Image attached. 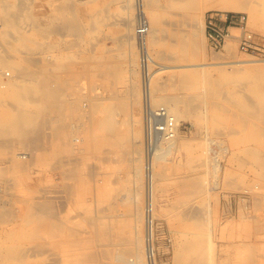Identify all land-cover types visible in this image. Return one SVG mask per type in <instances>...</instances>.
I'll use <instances>...</instances> for the list:
<instances>
[{"label":"rangeland","instance_id":"rangeland-1","mask_svg":"<svg viewBox=\"0 0 264 264\" xmlns=\"http://www.w3.org/2000/svg\"><path fill=\"white\" fill-rule=\"evenodd\" d=\"M253 1L257 2L260 12L257 25L251 22L248 12H236L247 13L249 28L264 37V0ZM135 2L0 0V33H8L0 38V264H93L88 254L91 256L96 251L107 255L105 251L108 250L118 254V248L127 249L133 245L135 235H139L141 245L145 244L144 216L147 212L140 55L136 39L131 40L133 43L127 41L130 30L124 26L131 18L134 38ZM155 2L161 25L155 43H149L150 53L157 64L152 86L154 103L162 105L164 94L181 98L178 105L183 117L180 119V134L186 141L192 142V146L183 148L180 154L172 150L164 162L166 168L160 175H163L162 178L158 176L153 218L155 264H192L199 261L202 264H264V169L256 165L255 158L243 152L235 155V152L238 153L235 128L241 127L236 122L235 113L242 112L235 107V100L240 99L238 95L241 93H250L238 87L243 80L235 78V73L222 75L220 71L223 68L229 70L230 65V69L235 68V63L227 61L253 59L258 62L261 57L241 53L234 41H228L222 52H213L208 46L204 29L205 15L210 10L202 15L192 7H172L167 0ZM66 4H72L73 8L71 5L70 10ZM19 14L21 16L18 17ZM64 22L66 27L72 23V29L78 28L66 29ZM49 23L57 27L53 33L46 34ZM53 27L52 30L55 29ZM16 31L30 35L31 39L16 44ZM192 39L196 41L191 44ZM47 44L54 49L49 50ZM133 45L137 52L134 63L129 60ZM229 45L234 48L232 55L226 50ZM14 56L17 65L27 67L25 69L29 72L45 67L50 56L65 62L68 74L62 76L65 80L69 78L67 81L73 85L66 89L69 93L65 92L70 101H77L73 104L78 107L68 114L70 122L65 126L73 146H66L62 150L59 143L54 142L60 135H57L58 129L53 127L56 125L49 123L45 110L35 111L36 105L42 104L41 96H31L30 100L31 94L27 93L22 97L20 88H27L24 85L27 81L22 80L17 89L3 88V83L8 80L3 73L11 71L12 75L15 74L11 68ZM223 56L227 57L224 59L226 63L219 59ZM29 57H32V61ZM37 62L42 65L36 68ZM66 62L71 65H66ZM159 67L166 68L160 70ZM248 73L264 81V64L255 63ZM209 81L214 86H210ZM131 82L136 84L140 100L135 112L141 122L131 123L129 127L132 131L136 129L138 141L142 142L137 148L138 154L131 153L128 144L123 141L122 144L112 142L110 145L111 141H103L94 123L100 121L103 114L80 108L86 103L90 105V97L98 92L107 98L113 94L119 95L124 104L126 89ZM157 83L165 87L162 92ZM42 114L45 117H41ZM118 119L120 134L124 136L128 132V124L123 122L131 120V117L121 112ZM254 120V126H262L256 119L252 122ZM92 122L95 126L91 125ZM252 128L253 125L250 131ZM5 129L10 133H5ZM263 136L255 144L263 141ZM261 152L264 155V149ZM22 154H29V163L19 158ZM62 158L74 162L72 166H64V169L71 167L74 171V179H66V183L72 184L73 188L67 194L63 188ZM135 158L140 160L134 161ZM238 158L247 163L240 166ZM19 159L25 163L22 165L24 170L17 165L18 162L22 163ZM138 169L141 175H137ZM159 169L157 165V172ZM191 175L200 179L203 184L201 189L192 190V186L188 185L186 179ZM33 201H49L54 207L51 216L41 213L39 218L29 219L26 210ZM138 210L139 219L136 221L134 215ZM50 223H54L56 229L53 227L51 231V227H48ZM70 230L74 233L71 234ZM104 232L107 234L104 235ZM105 257L100 258L101 264L108 263L109 258Z\"/></svg>","mask_w":264,"mask_h":264},{"label":"bare ground","instance_id":"bare-ground-1","mask_svg":"<svg viewBox=\"0 0 264 264\" xmlns=\"http://www.w3.org/2000/svg\"><path fill=\"white\" fill-rule=\"evenodd\" d=\"M29 1V0H28ZM158 1V0H157ZM68 2V1H67ZM128 2V1H127ZM22 3V2H21ZM171 4V6H183V7H192L195 8L196 10H198L202 15L205 13L206 10H220V11H225V12H236V11H246L249 13L250 15V19L251 22H253L254 25H257L260 21V12L258 10L257 7V2L253 1V0H167V4ZM33 4V2H32ZM157 3L155 2V0H136L135 2V8L136 9V26L135 29H137V20H138V13L139 10H141L142 12H144L145 16L147 17L148 21H149V31L145 36V41L147 43V46L149 48V43L153 44L156 41L157 38V33L159 31L158 28H160L159 26L161 25V18L159 16V13H157L156 10V5ZM72 4H66V6L70 7ZM133 5V4H132ZM131 5V8H133ZM130 6V4H129ZM128 6V8L130 9V7ZM172 6V7H173ZM56 7V6H55ZM63 7V6H62ZM67 7V8H68ZM73 8V5L71 6ZM70 7V10H71ZM22 8V7H21ZM25 8V6H24ZM30 8V7H29ZM59 8V7H58ZM66 8V7H65ZM7 10V9H6ZM20 10V9H19ZM68 11H70L69 9H67ZM63 11V10H62ZM18 12V11H17ZM67 12V11H66ZM16 13V12H15ZM61 13V12H60ZM12 14V13H11ZM10 14V16H11ZM67 15V13H66ZM14 16V15H13ZM21 16V14L18 15V17ZM23 16V15H22ZM17 17V18H18ZM15 18V17H14ZM64 18V17H63ZM31 19V18H30ZM72 19V18H71ZM16 20V19H15ZM53 20V19H52ZM56 21V20H55ZM69 21H73L70 20ZM134 21V20H133ZM132 21V22H133ZM67 22V21H66ZM68 23V22H67ZM73 23V22H72ZM72 23H70V25H68L67 27H69L68 29H72ZM16 24V23H15ZM54 24V22H53ZM65 26V22L63 23ZM2 25V24H1ZM55 25V24H54ZM52 25V23L47 24V27L45 29V33H53V31L56 30V27ZM75 25V24H74ZM35 26V25H34ZM38 27V25H36ZM54 26V27H53ZM76 26V25H75ZM74 26V28H75ZM124 26L128 29V31L130 30V33L127 34V41L129 40V42H131V40L136 39L137 42V47H138V36L135 30V37L133 38V35L131 34V18L127 19V21L125 22ZM52 27L54 30H52ZM66 27V29H67ZM76 28H78L76 26ZM75 28V29H76ZM40 29V28H39ZM44 29V28H43ZM51 29V31L49 32V30ZM72 29V30H75ZM42 30V29H41ZM7 33V32H6ZM6 33H0V38L1 37H5L7 34ZM128 33V32H126ZM203 33V31H202ZM45 35V34H44ZM156 36V38H155ZM28 39H31L30 35H26L24 33H19L16 31L15 36H14V40L15 43L17 44V42H19L20 44L26 43ZM195 40V39H194ZM193 39L191 40V44L194 41ZM134 41V40H133ZM196 41V40H195ZM10 42V41H9ZM11 43V42H10ZM133 43V42H131ZM130 43V44H131ZM195 44V43H194ZM197 44V43H196ZM3 45V44H2ZM136 45V44H135ZM19 46V45H17ZM25 46V44H24ZM47 48L49 50H51L53 48V46L47 44ZM4 47V46H3ZM2 47V48H3ZM27 47V46H26ZM1 48V47H0ZM17 48V47H15ZM19 48V47H18ZM5 49V47H4ZM54 49V48H53ZM135 46L133 45L131 48V51L129 53V60L134 63L136 58L135 56L137 55V52L135 50ZM17 50V49H16ZM129 50V49H128ZM139 50V47H138ZM228 54L232 55L234 53V48L232 45H229L228 48H226ZM19 51V50H18ZM150 51V50H149ZM4 52V50H3ZM6 52V51H5ZM4 52V53H5ZM9 52V51H8ZM17 52V51H16ZM21 52V51H20ZM236 52V50H235ZM10 53V52H9ZM220 53V52H219ZM23 54V53H22ZM31 54V53H30ZM245 54V53H243ZM7 55V54H6ZM5 55V56H6ZM17 55V53H16ZM235 55V54H234ZM245 55H249V54H245ZM8 56V55H7ZM22 56V55H21ZM31 56V55H30ZM251 56V55H249ZM11 57V55H10ZM4 58V57H3ZM14 61L12 62V70L14 71L15 74L12 75L11 71H6L5 73H3V76L5 74V76L7 77V81L4 82L3 84V88L5 87H19V83L23 80V82L27 81V83H24V85L27 88H20V93L23 95L25 94H31L30 97H36V96H41L42 98V104H37L35 107V111H41V110H45L48 118H49V123L51 124H55L56 126L58 125V127L53 126L55 128L58 129V132L56 131L57 129H55V131L58 133H56L57 135H59V137L57 138V142L59 143L61 149L63 150V148H67L66 146H73L72 143V139L69 136V134H66V124L70 122L69 118L70 115L68 117V114L75 108L78 109V107H76L73 102L74 101H70L68 99V96L66 94V92H68L66 89H69L68 86H70V88H72L71 83H69L70 80L68 79H64V77L62 76V74H68L67 72V68L65 71V62H62L61 59H58L56 56H50L49 58H47L48 62L46 63L45 67H39V69L37 68L39 64L37 62V66H35L37 68V70L34 69L31 70L32 72H29L27 69V67L23 68L21 66H18L17 63L15 62L16 57H13ZM23 58V56H22ZM31 58L32 61V57H29L28 59ZM9 59V58H8ZM25 59V58H24ZM38 59V58H36ZM218 59V58H217ZM219 59H222L224 61V59H227V57L223 56V57H219ZM27 60V59H26ZM25 60V61H26ZM35 60V59H33ZM40 60V59H39ZM46 60V59H45ZM4 61V60H3ZM41 61V60H40ZM39 61V62H40ZM226 61V60H225ZM224 61V62H225ZM20 62V61H19ZM30 62V61H27ZM26 62V63H27ZM3 63V62H2ZM75 63V62H74ZM226 63V62H225ZM227 63H235V68L234 69H230L231 65L229 66V70L228 69H220L222 75H228L229 73H235V78L241 79L243 80L242 82H240V85L238 86L239 88L244 89L246 91H248L250 94L246 95V94H239V100H235V107L239 110H241L242 112H236L235 113V118H236V122H239L241 124L240 129L235 128V138H237L238 143L236 144L237 148H238V153L235 152L236 154L240 153H244L246 156L251 157V158H255V163L257 166L261 167L264 169V155L261 152V149H264V140L260 141L258 144H255V141H259V137L264 135V81L259 80L260 77L259 76H254L248 73V71L251 69V66L254 65L255 63L257 64H264V59L260 58V61L258 60V62L256 60L253 59H248V60H237V61H227ZM5 64V61H4ZM11 64V63H10ZM70 64L68 62H66V65ZM95 64V63H94ZM98 64V63H97ZM215 64V63H214ZM219 64V63H218ZM42 65V64H41ZM71 65V64H70ZM75 65V64H74ZM207 65V64H206ZM7 66V64H6ZM40 66V65H39ZM69 66V65H68ZM204 66V65H203ZM218 66V65H216ZM224 67V65H222ZM227 66V65H226ZM10 67V66H9ZM34 67V66H33ZM67 67V66H66ZM105 67V66H104ZM219 67V66H218ZM42 68V69H41ZM161 68V67H159ZM166 68V67H164ZM164 68H161L160 70H164ZM228 68V66H227ZM245 68V69H244ZM33 69V68H32ZM69 69V68H68ZM233 70V71H230ZM2 71V70H1ZM65 71V73H64ZM70 71V70H68ZM2 73V72H1ZM70 73V72H69ZM141 73V71H140ZM66 74V75H67ZM107 74V73H106ZM72 75V74H71ZM134 76V75H133ZM155 71H154V75H153V79L155 77ZM230 77V76H229ZM210 78V77H208ZM20 79V80H19ZM182 79V78H181ZM231 79V78H230ZM73 80V79H72ZM181 81V80H180ZM183 81V80H182ZM215 81V79H214ZM184 82V81H183ZM215 84L217 83L216 81L214 82ZM214 83L211 81L208 82V84L210 86H214ZM70 84V85H69ZM44 85V86H43ZM136 84L134 82L130 83V86L128 88L127 94H126V99L124 98L123 100H126V102H124V104L121 102L122 97L115 96L113 94V96L107 98L104 94L102 93H97L96 96H92L89 98L90 101H88V99L86 101H88L90 103V105L86 104H82L83 106H81L80 108L83 109L85 108V110H87L86 112L90 111L91 113H97L99 112L103 114V118L100 121H95L94 123L96 124V126L98 127V133L99 136H101V138L103 139V141H111L109 143V145L113 142V144H117V143H121L122 141L125 144H128V147L131 153H136L138 154L139 149V143H142L141 141L139 142V135L136 134V129H133V131L129 128L131 127V123H140L141 121H139L136 112H135V107L136 104L140 103L139 100V94L137 93V89H136ZM182 85V84H181ZM184 85V84H183ZM21 86V85H20ZM28 86H31V88H29ZM43 86V87H42ZM77 86V85H76ZM152 86H153V80H152ZM159 86V87H158ZM139 87V86H138ZM157 87L159 90H163V87L161 86V84L157 83ZM162 87V88H161ZM183 87V86H182ZM161 88V89H160ZM165 88V87H164ZM186 88V87H185ZM221 89V88H220ZM66 91V92H65ZM184 91V90H183ZM69 93V92H68ZM105 93V92H104ZM40 94V95H39ZM107 94V93H106ZM70 95V94H69ZM111 95V94H110ZM141 95H142V85H141ZM72 95H70L71 97ZM31 98H28L30 100H32ZM36 99V98H34ZM181 98L175 97V96H169V95H163L162 96V105L165 106L170 113L174 116L175 120H176V125H177V129H176V133L175 136L173 138H169L164 140L158 147L157 150L155 151L152 159H151V171H150V177H149V183L147 181V175H146V162L144 165V178H145V185L146 186V229H145V244L141 245L140 242V237L139 235H135L134 236V240H133V245L127 249H119L118 248V254L112 253L111 250H108L109 252L105 251L106 253H108L107 255H105L104 252L101 253H97L96 251H94L91 256L88 254L87 257H89L91 259V261L93 262V264H101L100 258H104L105 256H107V259L109 258V261L107 264H155V260H154V247H153V218L155 215V190L157 189L156 186L159 183L158 182V176H160L162 174V171H165V160L166 157L169 153H171L172 150L176 151L177 154L182 153V149L183 148H190L192 146V142L191 141H186L180 134L181 132V126H180V119H182V114L178 108V105L180 103ZM201 99V98H200ZM29 100V101H30ZM111 100L110 103H108ZM113 100V102H112ZM116 100V102H115ZM152 100L154 103V94H153V87H152ZM83 101V100H82ZM108 101V102H107ZM190 101V100H189ZM188 101V102H189ZM77 101H75L74 103H76ZM191 103V102H190ZM189 103V105H191ZM155 104V103H154ZM193 104V102H192ZM11 105V104H10ZM13 105V104H12ZM11 105V106H12ZM199 105V104H198ZM75 106V107H74ZM80 106V105H79ZM157 106V105H156ZM15 107V106H13ZM140 107V106H139ZM192 109H194L195 107L191 106ZM198 108V107H197ZM196 109V108H195ZM23 110V109H22ZM21 110V111H22ZM191 110V109H190ZM78 111V110H76ZM75 111V112H76ZM84 111V110H83ZM137 111V110H136ZM23 112V111H22ZM32 112V111H31ZM74 112V113H75ZM89 112V113H90ZM125 115H130L131 120L129 121H125L123 123L128 124V129H127V134H125L124 136L122 134H120L122 131L119 130V115L121 114ZM131 112V113H130ZM194 112V111H191ZM30 113V112H29ZM77 113V112H76ZM19 113H17L18 115ZM71 114V113H70ZM44 114H42L41 117H43ZM73 116V115H72ZM78 116V115H77ZM192 116V115H191ZM45 117V116H44ZM79 117V116H78ZM90 117V114H89ZM141 117V116H140ZM20 118V117H19ZM56 118L58 120H56ZM91 118V117H90ZM21 119L23 120V118L21 117ZM25 119V118H24ZM43 119V118H42ZM253 119H256L258 124H262V126H254V122L255 120L252 122ZM141 120V118H140ZM25 121V120H23ZM41 121V119H40ZM39 121V122H40ZM45 121V120H43ZM93 121V120H92ZM42 122V121H41ZM92 122V126L94 124ZM23 124V123H22ZM42 124V123H40ZM90 124V123H89ZM94 124V126H95ZM121 124V123H120ZM253 125V128L250 131L251 125ZM39 125V124H38ZM37 125V126H38ZM23 126V125H22ZM35 125H33L34 127ZM45 126V125H44ZM52 126V125H51ZM66 126V127H65ZM21 127V126H19ZM18 127V128H19ZM32 127V128H33ZM40 127V126H38ZM137 127V126H135ZM8 128V127H7ZM23 127H21L22 129ZM31 128V129H32ZM48 128V127H47ZM46 128V129H47ZM50 128V127H49ZM134 128V127H133ZM45 129V128H44ZM53 129V128H52ZM50 129V130H52ZM70 129V128H69ZM24 130V128H23ZM42 130V129H41ZM49 130V131H50ZM138 130V129H137ZM7 131L6 129L4 130V132ZM9 131V130H8ZM7 131V132H8ZM26 131V130H25ZM30 131V130H29ZM27 131V132H29ZM33 131V130H32ZM53 131V130H52ZM51 131V132H52ZM246 133H245V132ZM21 132V130L19 131ZM37 132V131H36ZM125 132V131H124ZM2 133V131H1ZM6 133V132H5ZM10 133V131L8 132ZM23 133V132H22ZM26 133V132H24ZM31 133V132H30ZM38 133V132H37ZM41 133V132H40ZM54 133V132H53ZM62 133V134H61ZM141 133V132H140ZM143 133H144V129H143ZM55 134V133H54ZM72 134V133H71ZM24 135V134H23ZM22 135V136H23ZM26 135V134H25ZM30 135V134H29ZM44 135V134H43ZM42 135V136H43ZM122 135V136H121ZM141 135V134H140ZM6 137H8L7 135H5ZM72 136V135H71ZM5 137V138H6ZM11 137V136H10ZM17 137V136H16ZM15 137V138H16ZM39 137V136H38ZM44 137V136H43ZM264 137V136H263ZM262 137V138H263ZM13 138V139H15ZM35 138V136H34ZM2 139V138H1ZM30 139V138H29ZM51 141V136L49 138ZM77 139V138H76ZM100 139V138H99ZM142 139V138H141ZM17 140V139H16ZM22 140V139H19ZM23 140H24V136H23ZM27 140V139H26ZM56 140V139H55ZM262 140V139H260ZM12 141V140H10ZM48 141V142H49ZM263 142V143H262ZM106 144V143H104ZM112 144V145H113ZM54 145V144H53ZM52 145V146H53ZM64 147H63V146ZM143 145H144V136H143ZM142 145V146H143ZM6 146V145H5ZM4 146V147H5ZM3 147V146H2ZM51 147V146H50ZM263 147V148H262ZM47 148V147H46ZM49 148V147H48ZM126 149V150H127ZM44 150V149H43ZM22 153V152H21ZM20 153V154H21ZM31 153V152H30ZM29 153V154H30ZM73 153V152H72ZM175 153V154H176ZM29 154H22L19 158H22L23 161L28 159V155ZM34 154V153H33ZM19 155V153H18ZM32 155V154H31ZM34 156V155H32ZM120 156V155H119ZM176 156V155H175ZM68 157V156H67ZM70 157V156H69ZM107 157V156H106ZM69 159V158H68ZM20 160V159H19ZM36 160V159H35ZM34 160V161H35ZM61 160V159H60ZM117 160V159H116ZM121 160V159H120ZM140 158H135L134 161H139ZM21 161V160H20ZM28 161V160H27ZM58 161V160H57ZM68 161V162H67ZM65 161L63 158L60 161L61 166H62V174H63V180L65 181L64 183V189L67 191L66 194L70 191H72V184L70 183H66V179L67 180H71L72 178V174H74L73 170L70 169L71 167H68L70 170L64 169V166H68L69 164L73 165V163H71V160H67ZM122 161V160H121ZM120 161V162H121ZM144 161H145V149H144ZM22 162V161H21ZM18 167L21 168L20 170H24L22 165H25V163H20ZM29 163V161H28ZM104 163V162H103ZM238 163L240 166H244L247 162L245 160V164H244V159L242 158H238ZM28 165V164H26ZM71 165V166H72ZM112 165V164H111ZM159 166V171L157 172L156 170V166ZM26 167V166H25ZM23 168V169H22ZM28 168V167H27ZM105 168V167H104ZM139 168V167H138ZM141 169V168H140ZM140 169H138L139 174L137 175H141L140 173ZM3 170L5 171V169L3 168ZM73 171V172H72ZM163 171V172H164ZM61 174V176H62ZM196 175V174H195ZM163 176V175H162ZM162 176H160L162 178ZM262 176V175H261ZM263 177V176H262ZM74 179V178H72ZM164 179V177H163ZM162 179V180H163ZM160 183H161V179ZM187 181H189L188 185L192 186V190L195 188L201 189L200 187L203 186V184H201V182L199 181L200 179H198L197 176L191 175L188 179H186ZM186 181V182H187ZM163 182V181H162ZM185 182V183H186ZM229 182V181H228ZM164 183V182H163ZM184 183V184H185ZM187 184V183H186ZM232 185V184H231ZM186 186V185H185ZM184 186V187H185ZM191 186H189L191 188ZM75 189V188H74ZM119 189V188H118ZM115 190V189H114ZM264 190V189H263ZM185 191V190H184ZM257 191V190H256ZM260 191V190H259ZM117 192V191H116ZM188 192V191H187ZM249 192V191H248ZM252 192V191H251ZM261 192H258V195H260ZM264 193V192H263ZM257 194V192H256ZM70 195V194H69ZM137 196V195H136ZM134 196V197H136ZM66 197V196H65ZM260 197V196H259ZM57 199V198H56ZM20 200V199H18ZM23 200V199H22ZM44 200V199H42ZM49 200V198L47 199ZM135 200V198H134ZM15 202V201H14ZM21 202V201H20ZM19 202V203H20ZM4 203V202H3ZM17 203V202H16ZM28 203V202H27ZM65 203V202H64ZM110 206V205H109ZM15 207V206H14ZM9 208V207H8ZM53 205L47 201H43L41 202H34L33 203H29L28 209L26 210L27 215L30 218H36L38 216L39 218V214L44 216V215H50L53 211ZM111 208V206H110ZM139 208V207H138ZM137 208V209H138ZM177 209V208H176ZM6 211V210H5ZM14 212V211H12ZM134 212V211H133ZM138 213H135L134 215V219L137 221L139 219V210L137 211ZM193 212V211H192ZM5 213V212H4ZM7 213V211H6ZM5 213V216H6ZM196 214V212H194ZM200 213V212H198ZM16 214V213H15ZM8 215V214H7ZM14 215V214H13ZM10 216V215H9ZM47 216V218H48ZM151 216V217H150ZM2 217V215H1ZM12 217V216H11ZM14 217V216H13ZM59 217V216H58ZM96 216H94V219ZM106 217V216H105ZM3 218L4 214H3ZM7 218V217H6ZM27 218V217H26ZM45 218V217H44ZM69 218V217H68ZM75 218V217H74ZM194 218V217H193ZM73 219V218H72ZM72 219L70 221H72ZM92 219V217H91ZM40 220V219H39ZM38 220V221H39ZM93 220V219H92ZM145 220V219H144ZM25 221V220H24ZM29 221V220H28ZM61 221V220H60ZM68 221V222H70ZM96 221V220H95ZM54 222V221H53ZM63 222V221H62ZM145 222V221H144ZM65 223V221H64ZM63 223V224H64ZM72 223V222H71ZM94 223V222H93ZM58 224V223H57ZM83 224V223H82ZM96 224V222H95ZM135 224V223H134ZM48 227H51V231L52 229H54L53 227H55L54 223H50L48 224ZM66 225V224H65ZM91 225V224H90ZM59 226V224L57 225V227ZM70 227V226H69ZM62 228V227H60ZM68 228V226H67ZM71 228V227H70ZM107 228V227H105ZM135 228V227H134ZM46 229V228H45ZM49 229V228H48ZM56 229V227H55ZM203 229V228H202ZM59 230V228H58ZM107 230V229H106ZM61 231V229H60ZM64 231V230H62ZM68 231V229H67ZM135 231V229H134ZM138 231V229H137ZM139 232V231H138ZM70 233H72V231L70 230ZM102 233V232H101ZM109 233V232H108ZM107 234L104 232V235ZM108 238V237H107ZM89 241V240H88ZM131 241V240H130ZM132 242V241H131ZM71 243V242H70ZM128 243V242H127ZM132 244V243H131ZM117 245V244H116ZM129 245V244H128ZM81 246V245H80ZM50 251V250H49ZM72 252V251H71ZM205 257V256H204ZM18 258V257H17ZM22 258V257H21ZM62 258V257H61ZM106 258V257H105ZM194 258V257H193ZM25 259V258H24ZM23 259V260H24ZM80 259V258H79ZM82 259H84V257H82ZM17 260V259H16ZM81 260V259H80ZM197 260V258H196ZM195 260V261H196ZM22 262V261H21ZM191 262V261H190ZM103 264V263H102ZM192 264H202L200 261L198 263H192ZM211 264V263H210Z\"/></svg>","mask_w":264,"mask_h":264},{"label":"built area","instance_id":"built-area-1","mask_svg":"<svg viewBox=\"0 0 264 264\" xmlns=\"http://www.w3.org/2000/svg\"><path fill=\"white\" fill-rule=\"evenodd\" d=\"M137 22L144 149L146 175L149 183L151 159L157 147L164 140L175 136L177 125L174 116L165 106H156L153 103L152 80L157 64L145 41V36L149 31V21L141 10H139ZM204 29L208 46L213 52H222L228 41H234L241 53L257 55L264 59V37L258 36L249 28L247 13L210 10L205 15Z\"/></svg>","mask_w":264,"mask_h":264}]
</instances>
